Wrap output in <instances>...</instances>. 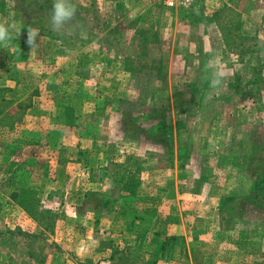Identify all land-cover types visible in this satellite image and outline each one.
Wrapping results in <instances>:
<instances>
[{"label":"rangeland","instance_id":"rangeland-1","mask_svg":"<svg viewBox=\"0 0 264 264\" xmlns=\"http://www.w3.org/2000/svg\"><path fill=\"white\" fill-rule=\"evenodd\" d=\"M202 2L199 14L197 3L169 10L162 0H73L82 23L70 22L63 36L39 30L42 39L31 50L26 28L42 26L14 9L13 0H0V22L23 29L0 43V264H264V211L251 203L253 169L264 165V0ZM119 58L130 59L138 72L131 82L140 95L161 96L158 108L172 124L170 157V148L156 138L122 131L119 109L141 108H135L137 101L120 107L116 100L122 94L111 86L118 78L112 64ZM87 64L94 68L89 82L81 79ZM206 65H218L227 80L210 87L212 68ZM6 81L18 82L10 87ZM32 84L34 104L46 113L42 124L27 128L25 107L18 102L27 103ZM66 116L102 141L103 159L97 167L92 160L88 177L68 178V172L83 170L76 161L64 163L63 156L74 158L77 152L75 131L61 123ZM176 121L182 124L179 133ZM62 139L67 147L56 149ZM27 140L54 143L52 163L47 162L50 180L38 175L40 149L29 152L35 176L18 174L26 172L28 153L21 154L17 145ZM122 151L132 155L128 174H142L141 180L118 181L124 169L113 160ZM187 154L192 156L181 162L178 157ZM108 175L116 177L113 184L104 180ZM115 183L122 184V194L144 195L148 189V198H140L147 201H130L126 223L100 234L107 258L77 261L58 244L61 221H81L77 214L83 209L94 208L99 216L94 194L111 191ZM83 188L89 202L78 206L75 192Z\"/></svg>","mask_w":264,"mask_h":264},{"label":"crops","instance_id":"crops-1","mask_svg":"<svg viewBox=\"0 0 264 264\" xmlns=\"http://www.w3.org/2000/svg\"><path fill=\"white\" fill-rule=\"evenodd\" d=\"M114 65V69H116V71L114 70V73L116 74V76L118 78H115V80L111 81V86L113 88H116L119 86L118 90L121 89V94L122 96L119 98H116L117 101H123L124 103L127 101L129 103L136 102V98L137 96H135V94H133L131 92L132 90V74L127 72L124 69V66L119 62H113ZM117 65V66H115ZM96 68L99 69L100 66L96 65ZM95 68V69H96ZM93 67L90 64L86 65V68L84 70L85 74L81 79H85V81L89 82L88 80V73L91 71H93ZM110 71L113 70V68L111 67L109 69ZM118 70V71H117ZM95 72V71H94ZM96 73V72H95ZM118 73V74H117ZM112 78V76H110ZM121 77H124V79H128V82H123L121 79ZM7 80V78H5ZM110 79V78H109ZM22 81V80H21ZM10 81H6V85L12 87L14 86L18 81L14 82L13 84L10 85L9 83ZM24 86V85H23ZM34 84H32V87H30V89L27 92V96L29 97V99L27 100V107H25L22 110V114L24 118H28V124L27 125H23L22 127H33L34 122H38V124H42V119L45 118V110L46 109H38L36 107V105L34 104V100L36 99V97H34V95H31V88H34ZM25 87V86H24ZM35 89V88H34ZM159 94L158 93H152L148 95L144 94L143 95V100H141V102L139 103L137 101L135 108L140 107L141 109L138 110L139 112H141V120H143L144 122L146 121V118H148L150 116V108H158L160 104H158L159 101ZM25 97V98H26ZM135 97V98H134ZM161 97V96H160ZM24 99V98H23ZM94 101L97 100L99 101V99H95L93 98ZM145 101L147 103H145ZM150 102V105L149 103ZM92 104H94L92 102ZM156 104V105H155ZM133 106V105H132ZM131 106V107H132ZM106 107V106H105ZM107 108V107H106ZM76 117H78V115H76ZM65 118V120H64ZM61 120L62 125L64 126L65 130H70L73 129V131H75V134L73 136V139H75V147L77 148V152H76V156L74 158H70L69 159H74V160H69L67 158V155L63 156L65 158L64 163L66 164L65 166H70L72 164H74V162L76 161V164L79 166H82V172H68V178H70L71 180L73 179V177H75V175L77 177L80 176V174H84L85 176L88 177V175L91 172V168H90V163L92 162V160L94 159L95 161V167H97L100 164V159H103V152H102V141L100 142H96L94 137L88 136L87 134L85 135V131H86V127L84 128L85 125H78V121L76 119V121L74 122V118L72 119L70 116H66ZM79 118V117H78ZM32 120V122H31ZM148 125V124H147ZM91 128V127H90ZM43 133H46L45 130H43ZM45 136H43L44 138ZM43 140V139H42ZM39 141V142H31L30 140H27V142H21L19 145H17V147L20 148V153L22 154V151H25L28 153V157L25 158V161L27 160L26 164L24 165V167L26 168V172L25 171H20L18 172L19 175L25 174V176H29L34 175L33 169L36 168V164L35 167L33 165V161H35V159H32L31 156H29V152L34 151L35 149H40L43 152V156H42V164L38 165V175L41 176V180L43 181H47L51 179V175L52 172L50 169L47 170V162L48 163H52V156H50L49 152L54 148V143L52 141ZM67 143L66 139H62L59 143L56 144V149H64L67 147ZM177 148V147H176ZM50 150V151H49ZM18 151L15 153V155H13L14 153L10 154V159H14L16 157V155L18 156ZM48 155V156H47ZM119 160L114 159L113 162L115 163L114 166L117 168L119 167L120 170L124 169L120 174L122 177L117 178L118 181H128L131 180L133 177L135 180L139 179L141 180V175L139 176V174L133 176V174H128V167L131 168V158L132 155L129 154V152L126 151H122L121 156L119 157ZM50 160V161H49ZM98 161V162H97ZM72 162V163H71ZM46 163V164H45ZM75 165H73L74 167ZM101 168V166H99ZM35 170V169H34ZM37 171V170H36ZM47 171L48 176H47ZM83 175V176H84ZM35 176V175H34ZM139 176V178H138ZM124 178V180H123ZM81 180V179H80ZM89 180V179H88ZM104 180L107 182H113L116 180L115 176H109L108 177H104ZM86 178H84V185L86 184ZM133 181V180H132ZM89 182V181H87ZM117 183H115V187L112 188L111 191H108L110 193V195L116 199V205L113 208L112 211H108L106 209H99V207L97 208L99 211V216L98 214H92L91 210H93L94 208H91L89 210L87 209H83L81 210L79 207L75 206L76 209L81 210L79 211V213L77 215L78 219H80L81 221L77 222V220L75 222L70 223L69 220L67 219H62L61 221V232L59 235V242L58 244H64L69 248L70 253H73L72 256H74V258L77 261H84L87 259H94L96 257H98V260H100L101 258H107L106 253H103V248L102 246L105 244L103 241V239L101 238L100 234L103 233V231H115V229L117 228V225H119L120 221L122 223H126L127 221V217L126 213H128L129 211L126 209V204L129 205L130 201H136L138 203H140L141 205L144 204V202L147 201V199H145V201H142L143 196L145 195L147 198L149 196V190L147 189L145 191V194H137L136 192L135 194H130L132 191L130 190L128 193H121L120 188L122 187L120 184L119 186L117 185ZM121 186V187H120ZM89 189V188H87ZM161 191V190H160ZM159 191V192H160ZM191 192V190H189ZM103 192H107L106 190H101V192L98 193V195L100 193ZM154 192L158 193V190H151V193L153 194ZM178 192V189H177ZM150 193V195H151ZM188 193H186L185 195H187ZM192 196H199L201 193L199 191H192L191 193H189ZM76 195V199L77 197H81L79 201L78 206H82L81 203H88V197H89V191L86 190L85 188L77 190L75 192ZM158 195V194H157ZM210 194H208L209 196ZM122 197V198H121ZM75 205V204H74ZM123 206V208H121L120 206ZM181 207V205L179 206ZM187 207V206H186ZM74 208V207H72ZM184 210V206L182 208ZM117 210V211H116ZM125 211V212H124ZM125 217V218H124ZM95 219H97V222H95ZM95 222V223H94ZM123 223L121 225H123ZM120 225V226H121ZM127 226V225H126ZM126 226L124 227L126 229ZM94 229V232H93ZM89 230V231H88ZM93 232V233H92ZM87 233V235H86ZM90 236V237H88ZM119 257H122V254L119 253L117 254ZM68 261V260H67Z\"/></svg>","mask_w":264,"mask_h":264},{"label":"trees","instance_id":"trees-1","mask_svg":"<svg viewBox=\"0 0 264 264\" xmlns=\"http://www.w3.org/2000/svg\"><path fill=\"white\" fill-rule=\"evenodd\" d=\"M13 2H14V9L16 10H18V8L23 9L22 11L23 16H25L27 20L31 19L32 23H34L35 25L42 26L41 28H39V30H41L43 34L45 33V35H48V36L50 35L52 37L54 36L55 32L50 29V12H51V7H52V0H13ZM202 8H203V2L202 0H199L197 2L198 11L196 10L194 11L200 14V11H201L200 9ZM76 9H77V13H76L75 19L71 23L81 24L83 19H82V16H79V8L76 7ZM65 31L66 30L64 29L62 31L63 34H60V35L63 36ZM74 33L75 34H72V38L76 37L77 39L80 37L79 36L80 33L78 34L76 30ZM65 35H67L69 39L71 38V35L69 34H65ZM118 61L122 62V65L124 66V69L127 72L131 73L134 76L138 73L135 69L131 67L130 59L119 58ZM155 69L157 70V68ZM131 92L135 94V96H137L136 101L140 103L141 100H143L144 98L143 94L142 95L139 94V90H137V87L134 84H132ZM181 95L182 94H179V97H181ZM174 98H177V94L174 95ZM117 102L120 107L122 103L124 104L123 101H117ZM129 104L131 106V103ZM18 105L19 106L23 105L24 107H27V103L18 102ZM125 109L126 108H124V110L119 109V112H118L119 117L124 125V127L122 128V131L125 134H131L132 136L142 133L143 135L156 138L154 139V142L156 144L161 145L162 147L170 148V151L168 152V156L170 157L172 153L171 146H170L171 145L170 137L172 136V124L164 116L165 112L163 110L161 111L159 108H156V107L150 108V116L146 118V121L144 122L143 120H141V114H140L141 112L136 113V112H132L131 109H126V110ZM155 121L156 123L153 124L154 126L148 129H147V126L144 125V123H146L147 125V123H152ZM180 123L181 122L176 121V124H175V130L177 131V133H179L180 131L179 127L182 126V124ZM151 128H153V130ZM178 148H180V146H178ZM181 156L184 158H182ZM181 156L178 158L180 159L181 162H185L184 160H186L187 158L185 156L189 157L192 155L187 154V155H181ZM253 171L254 173L251 176H252V179L254 180L253 188H252V191L254 192V194L251 197V200H252L251 203L254 205V207L258 208L261 211H264V165L257 164L255 168L253 169ZM262 190H263V193L259 195L258 192H261ZM256 192L258 194H255ZM94 196H95V201L98 202L97 208L99 207V209H106L108 211H112L116 205V199L113 198L108 191L100 193L99 195L94 194ZM12 197L18 198L17 194H12ZM164 243L165 242L162 243L161 249L165 247Z\"/></svg>","mask_w":264,"mask_h":264},{"label":"clouds","instance_id":"clouds-1","mask_svg":"<svg viewBox=\"0 0 264 264\" xmlns=\"http://www.w3.org/2000/svg\"><path fill=\"white\" fill-rule=\"evenodd\" d=\"M77 9L73 0H52L50 12L51 30L61 33L66 25H69L75 19ZM23 29L17 28L16 24H7L0 22V43H7L13 39V32L19 36ZM41 37L40 31L31 25L26 28V44L32 50L37 47V38ZM212 68L210 87L216 88L228 78L227 73L218 65H206Z\"/></svg>","mask_w":264,"mask_h":264},{"label":"built area","instance_id":"built-area-1","mask_svg":"<svg viewBox=\"0 0 264 264\" xmlns=\"http://www.w3.org/2000/svg\"><path fill=\"white\" fill-rule=\"evenodd\" d=\"M164 6L169 10L189 9L199 0H162Z\"/></svg>","mask_w":264,"mask_h":264}]
</instances>
